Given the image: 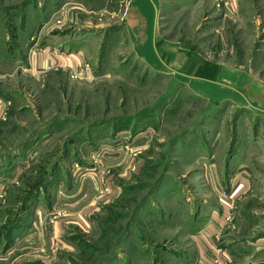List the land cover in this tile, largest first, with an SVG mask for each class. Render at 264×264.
<instances>
[{
  "label": "rangeland",
  "instance_id": "obj_1",
  "mask_svg": "<svg viewBox=\"0 0 264 264\" xmlns=\"http://www.w3.org/2000/svg\"><path fill=\"white\" fill-rule=\"evenodd\" d=\"M136 2L151 27L156 11ZM231 2H157L159 34L198 73L230 65L264 82V0ZM128 4L0 0V264H264L226 249L264 229V118L222 104L202 120L207 103L138 60H159L153 45L129 47ZM52 38L76 65L26 72L34 54L62 55ZM211 155L219 182L205 178ZM244 155L248 193L233 180ZM212 206L224 228L199 252L191 233Z\"/></svg>",
  "mask_w": 264,
  "mask_h": 264
},
{
  "label": "crops",
  "instance_id": "obj_2",
  "mask_svg": "<svg viewBox=\"0 0 264 264\" xmlns=\"http://www.w3.org/2000/svg\"><path fill=\"white\" fill-rule=\"evenodd\" d=\"M127 1L129 2L128 13L124 21L123 32L126 34L127 40L129 42V47L131 46L132 51L133 50L136 51V46L138 47V49H147V48L151 49V46L153 45L154 48H152V51L153 53L155 52L158 55V58L162 64L154 56L151 57V60L149 58L147 60L146 58L147 54H142L141 52L139 53L143 55L144 59L141 57L140 59L138 58L137 59L142 63L144 67L148 68V70L151 69V71L156 75L168 76L169 78L172 76L170 78V81L174 82L173 84L176 83L175 89L178 88L181 90L184 89L185 91H189L196 99H200L201 101L207 103L208 104L207 107L209 106V108L207 109V111L202 112L203 113L202 120L209 119L213 115L214 112L209 110L210 107L214 105L220 106L222 104H229L237 109H246V108L253 109L256 117L264 118V104H263L264 82L263 81H261L254 75L250 74L247 70L237 69L230 65H220L219 67H217V69L215 70L212 69L211 71H209V75L198 73L197 72L198 68H205V65L202 63H199L195 66L192 65L191 58L189 57L190 55L184 48H182L180 45L163 40V38L159 34L158 17L156 18V12H157V2H159L162 6V0H141L147 2L156 11L155 15L153 16L155 17V22L154 23L152 22L151 27L148 26L146 19L139 12V8L136 5L137 3L136 0H127ZM231 1H235V0H229V5L232 4ZM54 39L56 38H52L51 42L50 40L47 41L48 45L45 46V48L46 50H50V49L55 51L59 50L61 51L62 55L60 56L58 55V57H55L53 56V54L55 53L54 52L51 53V57H48L46 60L45 59L46 57H44V55L34 54L33 56H31L29 60L28 67L25 70L26 72L34 74L37 68L39 67V64L46 67L49 64L54 66V64L56 65L59 62L61 66L64 65L67 66L68 68H72L76 65L75 62H70L69 55L71 53H69L67 47L63 49V45H67L68 43H65L63 41H57ZM161 57H163L165 61L162 60ZM163 68H167L168 70H163ZM205 71L208 72L207 70ZM220 79H223V81H221ZM199 84H207V85L212 84L218 86V88H222V89L227 88L229 91L219 89L227 95L225 96L224 100L218 99L216 97H207V94H204V97H199L197 92H195L194 94L193 91L190 89L192 88L195 90V86H199ZM246 93L248 96H246ZM247 97H251L252 100L254 101V104L250 99L249 101ZM245 100L247 102H245ZM257 102H260L261 104ZM193 132L194 131H192L191 133ZM254 146L260 147V145H254ZM30 149L31 148L29 149L26 148L25 153H27V151H29ZM237 156H234L233 159L234 160L237 159L236 162H239L238 170L240 174L234 177L233 180L238 179L239 185H241L242 189L248 193L249 188L247 185L248 181L246 178L247 175H251V173L246 165L247 155L246 156L244 155L243 157L241 156V158L239 157L237 158ZM209 157L210 158L208 159V161L211 159V162L206 166V168H209V171H206L207 173L205 172L206 175L205 178H207V180L211 183L219 182V179H217L218 177L215 176V173L217 172L215 170L216 166L213 163L215 155H211ZM77 196L80 197L81 195H77ZM85 198L86 195H83L82 197L79 198V200L84 201ZM205 203L207 202L205 201ZM225 218H226L225 209L215 208L212 206L210 208V211L207 213V217H205L204 220L203 219L200 220L201 227L199 226L200 228L199 227L197 228L198 232H196V234L191 233V241H190L192 244L194 245L196 244L198 246L197 250L199 252L201 251L199 242H201L206 249V246L210 241V239L212 240L214 239V237L216 239L217 237V240L218 241L220 240L221 236L219 231L223 230L224 228ZM193 221L195 222V220ZM192 228L193 225H191V230L194 232L195 230H193ZM254 234H256V237L254 236L255 238L250 239V241H247L246 243L227 244L226 247L227 252L230 255L236 256L238 258H243L242 254L247 255V253H254L260 258L264 257V229H260V231H255ZM194 236H198V237H194ZM208 237L209 239H205ZM179 246L181 247V244H179ZM227 252L222 254V258L227 257L228 254Z\"/></svg>",
  "mask_w": 264,
  "mask_h": 264
},
{
  "label": "trees",
  "instance_id": "obj_3",
  "mask_svg": "<svg viewBox=\"0 0 264 264\" xmlns=\"http://www.w3.org/2000/svg\"><path fill=\"white\" fill-rule=\"evenodd\" d=\"M25 144H27V143H25ZM25 144H24V145H25ZM26 148H27V147H25V149H26Z\"/></svg>",
  "mask_w": 264,
  "mask_h": 264
}]
</instances>
